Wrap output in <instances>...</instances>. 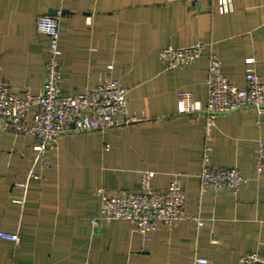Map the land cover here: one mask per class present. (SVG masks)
Here are the masks:
<instances>
[{
    "label": "crops",
    "instance_id": "0c3cea01",
    "mask_svg": "<svg viewBox=\"0 0 264 264\" xmlns=\"http://www.w3.org/2000/svg\"><path fill=\"white\" fill-rule=\"evenodd\" d=\"M233 1L234 9L221 13L218 0H0L1 78L43 91L49 39L36 20L54 11L62 91L77 95L118 79L130 90V112L141 118L62 136L56 165L44 171L33 135L0 130V231L21 235L19 243L0 237V264H243L241 253L264 252V172L257 170L264 113L218 116L210 164L238 167L248 180L239 195L202 194L205 119L178 114L177 93L206 101L207 57L168 71L159 59L164 47L213 39L231 81L245 86L248 68L264 79V0ZM145 170L159 189L178 174L187 209L203 224L183 220L147 236L125 220L94 228L97 189H134Z\"/></svg>",
    "mask_w": 264,
    "mask_h": 264
},
{
    "label": "built area",
    "instance_id": "2783aa9c",
    "mask_svg": "<svg viewBox=\"0 0 264 264\" xmlns=\"http://www.w3.org/2000/svg\"><path fill=\"white\" fill-rule=\"evenodd\" d=\"M234 9L233 0H218L221 13ZM38 33L49 39V56L46 61V82L40 93L21 89L0 77V130L14 134L33 135L39 142L35 160L40 170L56 165L54 154L59 149L64 135L104 131L137 123L141 118L129 110V88L115 78L102 79L95 87L77 95L62 91V49L60 47V22L49 13L41 14L36 20ZM202 56L207 57V99L205 102L194 97L186 89L177 93V113L205 119V145L200 171L201 193L218 194L224 189L239 195L247 182L238 167H221L210 164V154L216 137L214 129L218 116L243 109H256L264 113V79L252 68L246 71V85L239 86L231 81L222 70V59L215 40L199 39L185 47H164L159 50V59L164 70L183 68L193 64ZM253 59L249 58L251 62ZM110 145H106L109 148ZM257 170L264 172V139L259 141ZM33 174V173H31ZM42 172L39 173V176ZM26 187V182L18 183ZM101 199L98 215L91 218L94 228H102L114 220H125L144 236L160 225L172 229L183 220H203L187 209V192L179 175L175 174L168 187L156 188L153 172L145 170L138 187L111 191L106 187L97 189ZM0 237L19 243V232L0 231ZM243 264H264V252L248 251L239 256ZM200 263L208 259L199 258Z\"/></svg>",
    "mask_w": 264,
    "mask_h": 264
},
{
    "label": "water",
    "instance_id": "95a60500",
    "mask_svg": "<svg viewBox=\"0 0 264 264\" xmlns=\"http://www.w3.org/2000/svg\"><path fill=\"white\" fill-rule=\"evenodd\" d=\"M49 14L54 15V11H51Z\"/></svg>",
    "mask_w": 264,
    "mask_h": 264
}]
</instances>
